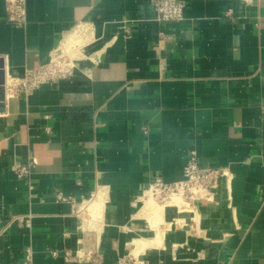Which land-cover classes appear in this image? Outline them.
Masks as SVG:
<instances>
[{"label":"crops","instance_id":"1","mask_svg":"<svg viewBox=\"0 0 264 264\" xmlns=\"http://www.w3.org/2000/svg\"><path fill=\"white\" fill-rule=\"evenodd\" d=\"M182 1L162 22L153 0H27L17 27L0 0L5 82L59 47L78 57L72 77L0 101V264L28 249L33 264H264V0ZM191 151L227 170L215 199L142 202ZM59 193L94 195L86 219Z\"/></svg>","mask_w":264,"mask_h":264},{"label":"built area","instance_id":"2","mask_svg":"<svg viewBox=\"0 0 264 264\" xmlns=\"http://www.w3.org/2000/svg\"><path fill=\"white\" fill-rule=\"evenodd\" d=\"M249 2V0H245ZM7 15L12 24L17 27L27 23V0H6ZM152 5L157 11L159 20L162 22H180L185 18L186 5L182 0H153ZM78 59L73 52L62 47L55 49L50 60L33 69L26 70L21 77H11L5 82V90L11 96L30 95L42 85L59 82L72 77L77 69ZM34 162L17 163L13 170L21 179L28 177ZM227 176L225 168H206L199 163L197 151H191L188 161L184 167L182 179L174 182H166L157 176L143 188L141 201L154 200L165 207L174 209L177 213L191 210L200 201H212L215 199L216 191L220 186L221 179ZM59 201L70 202L76 205L75 215L83 220L84 213L94 201V195L76 204L72 197L62 193L57 195ZM17 220H20L17 217ZM30 227V221L25 222ZM55 257L57 252H53ZM78 254L65 251L66 262H75ZM133 256L128 255L119 258L116 264H143ZM25 264H33V253L27 250Z\"/></svg>","mask_w":264,"mask_h":264},{"label":"water","instance_id":"3","mask_svg":"<svg viewBox=\"0 0 264 264\" xmlns=\"http://www.w3.org/2000/svg\"><path fill=\"white\" fill-rule=\"evenodd\" d=\"M5 99V72L3 62L0 60V101Z\"/></svg>","mask_w":264,"mask_h":264},{"label":"rangeland","instance_id":"4","mask_svg":"<svg viewBox=\"0 0 264 264\" xmlns=\"http://www.w3.org/2000/svg\"><path fill=\"white\" fill-rule=\"evenodd\" d=\"M75 57L78 58L77 55H75ZM151 202L157 203V202L154 201V200H151ZM89 208H91V205H90ZM87 215H88V211H85V213H84V217H87ZM85 219H86V218H85Z\"/></svg>","mask_w":264,"mask_h":264},{"label":"bare ground","instance_id":"5","mask_svg":"<svg viewBox=\"0 0 264 264\" xmlns=\"http://www.w3.org/2000/svg\"><path fill=\"white\" fill-rule=\"evenodd\" d=\"M9 81H10V80H9ZM95 204H96V203H95ZM103 204H104V203H103ZM93 206H94V205H93ZM95 206H96V205H95ZM95 206H94V207H95ZM97 207H98V206H97ZM97 207H96V209H97ZM93 210H94V209H93Z\"/></svg>","mask_w":264,"mask_h":264}]
</instances>
